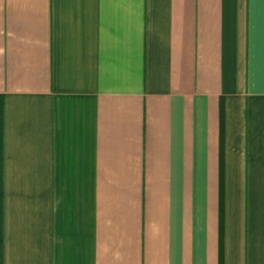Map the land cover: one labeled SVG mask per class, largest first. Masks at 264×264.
<instances>
[{
  "label": "crops",
  "instance_id": "obj_1",
  "mask_svg": "<svg viewBox=\"0 0 264 264\" xmlns=\"http://www.w3.org/2000/svg\"><path fill=\"white\" fill-rule=\"evenodd\" d=\"M0 264H264V0H0Z\"/></svg>",
  "mask_w": 264,
  "mask_h": 264
}]
</instances>
